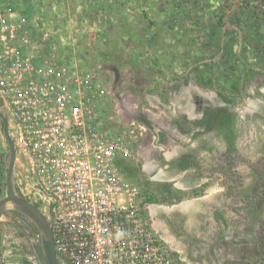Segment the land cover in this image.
Masks as SVG:
<instances>
[{
  "label": "rangeland",
  "instance_id": "obj_1",
  "mask_svg": "<svg viewBox=\"0 0 264 264\" xmlns=\"http://www.w3.org/2000/svg\"><path fill=\"white\" fill-rule=\"evenodd\" d=\"M195 94L237 115L240 168L250 181L248 164L263 156L264 0H0V96L16 150L13 185L44 211L53 208L62 264H97L96 242L112 257L103 264H127V233L117 255L118 228L99 231L100 207L113 208L112 187L119 206L132 202V264H188L173 246L174 224L198 231L199 215L224 189L222 177L205 172L192 188L189 173L172 165L208 135L192 134L188 124ZM199 151L208 167L212 157ZM7 159L0 122V198ZM9 232L0 223L3 262L38 264Z\"/></svg>",
  "mask_w": 264,
  "mask_h": 264
},
{
  "label": "flooded vegetation",
  "instance_id": "obj_2",
  "mask_svg": "<svg viewBox=\"0 0 264 264\" xmlns=\"http://www.w3.org/2000/svg\"><path fill=\"white\" fill-rule=\"evenodd\" d=\"M217 96L221 99L218 94ZM193 99L195 105L192 113L195 118L191 122L186 123L194 131H192V134H198L197 132H199L200 134L208 135L200 138L197 149H187L180 152L172 160V165L178 171H187L189 173L192 182L196 183L195 185L192 184L194 186L192 188L202 185V183L198 184V182L201 180L200 176H202L203 172L209 178L215 174L219 175L222 177L221 184L224 187L222 192L223 199L217 203L210 204L209 210L199 215L200 229L198 231H187L182 223H175L174 227L177 237L173 238V246L188 264H264V223L261 218L264 211V173L259 165V163L261 164L260 161L264 159V141L262 144V158L258 160V163L248 164V167L251 168L252 179L247 182L245 173L240 168L243 157L239 153L237 115L228 105H215L205 96L195 94ZM223 107L226 108V111L233 114L232 131L235 137L232 147L224 139L221 131L206 120L208 110L213 117L215 111ZM178 125L177 130L181 132L183 129L181 125H184L182 120H178ZM217 141L221 144V149L216 146ZM199 149L204 150L212 157V162H210L208 167L201 165L200 160L203 158L200 156ZM188 154L193 156L198 165L181 169L178 163L179 159ZM125 179L127 185L132 189L131 175ZM13 187L18 196L28 200L45 214L52 228L53 213L51 210L53 208L46 206V211H44L42 203L37 200L30 201L15 185ZM112 188L113 192H110L109 195L114 203L113 208L107 210L100 207V212H98L99 221L104 226L103 230L108 229V226L118 228L119 236L113 238L115 241L114 249H116L113 254L118 255L121 253L117 252L122 247L120 244L123 241L120 239L124 237L123 233H127L126 237H129L127 247L129 249L126 251L130 252V254L127 255L126 263L132 264V243L130 239L133 231L132 202L126 204V206H119L116 189L115 187ZM101 189L104 194L105 191H108L103 186ZM6 214L14 217L20 226L29 229L40 244L39 232L30 217L15 210H8ZM0 223L10 227L9 236L14 237L15 248L21 254L35 257L28 237L17 225L10 221H2ZM156 240L163 241L165 239L163 235H159V239L156 238ZM158 245L160 248V244ZM97 252L100 256L97 264H103V261H112V257L111 259L105 258L108 252L100 244ZM58 257L62 263L61 257L59 255ZM114 259L116 260V257Z\"/></svg>",
  "mask_w": 264,
  "mask_h": 264
},
{
  "label": "water",
  "instance_id": "obj_3",
  "mask_svg": "<svg viewBox=\"0 0 264 264\" xmlns=\"http://www.w3.org/2000/svg\"><path fill=\"white\" fill-rule=\"evenodd\" d=\"M0 122L1 132L8 146V159L5 173V195L0 198V222L10 221L17 225L28 237L33 253L37 258L38 264H62L56 251V244L51 225L45 214L28 200L18 196L13 187V169L16 158V150L13 139L8 130V120L3 110V99L0 96ZM8 210H15L31 218L37 227L40 235V244L37 242L34 234L19 225L14 217L6 214ZM215 260V256H214ZM0 264H5L1 257Z\"/></svg>",
  "mask_w": 264,
  "mask_h": 264
},
{
  "label": "trees",
  "instance_id": "obj_4",
  "mask_svg": "<svg viewBox=\"0 0 264 264\" xmlns=\"http://www.w3.org/2000/svg\"><path fill=\"white\" fill-rule=\"evenodd\" d=\"M252 72V70L247 71V75H249ZM218 81V79H217ZM195 82L199 86H204V87H211L212 86V80L211 79H205L203 77H196ZM226 83L228 81L226 80ZM229 88L231 90L236 91L237 90V85L230 83ZM219 96L221 99L225 100V98L219 93ZM206 120L207 122L211 123L212 126H216L221 133L223 134L224 139L228 142L229 146H233V140H234V133L232 131V120H233V114L226 111V108H218L215 113L213 114L214 116L212 117V113L208 110L206 113ZM213 118V119H212ZM264 124V123H263ZM192 157V158H191ZM179 165L181 169H185L187 167H192V166H197L198 162L193 159L192 155H185L179 159ZM61 257V256H60ZM65 259L61 257V260Z\"/></svg>",
  "mask_w": 264,
  "mask_h": 264
},
{
  "label": "built area",
  "instance_id": "obj_5",
  "mask_svg": "<svg viewBox=\"0 0 264 264\" xmlns=\"http://www.w3.org/2000/svg\"><path fill=\"white\" fill-rule=\"evenodd\" d=\"M76 112V109L74 110V112L73 113H75ZM99 219V218H98ZM103 228H104V226H103V224L102 223H100V221H99V231H105V230H103ZM107 230V229H106ZM53 232V231H52ZM90 236H92V234H89ZM96 235V234H95ZM54 236V235H53ZM101 239V238H100ZM55 240V239H54ZM89 242H91V240H89ZM55 244H56V242H55ZM96 246H97V248H96V251L98 250V246H99V243L98 242H96ZM56 251H57V253H58V250H57V248H56ZM79 252L82 254V256H84V255H86V253H87V250H86V246H85V248H81L80 250H79ZM98 253V252H97ZM58 255H59V253H58ZM60 256V255H59ZM79 257H81V256H79ZM85 257V256H84ZM72 264H73V262H71ZM70 263V264H71Z\"/></svg>",
  "mask_w": 264,
  "mask_h": 264
}]
</instances>
